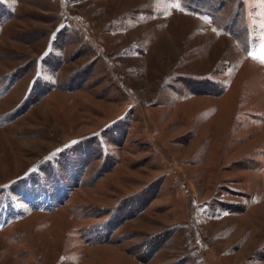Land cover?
<instances>
[{
	"label": "rangeland",
	"instance_id": "374dc122",
	"mask_svg": "<svg viewBox=\"0 0 264 264\" xmlns=\"http://www.w3.org/2000/svg\"><path fill=\"white\" fill-rule=\"evenodd\" d=\"M0 264H264V0H0Z\"/></svg>",
	"mask_w": 264,
	"mask_h": 264
}]
</instances>
